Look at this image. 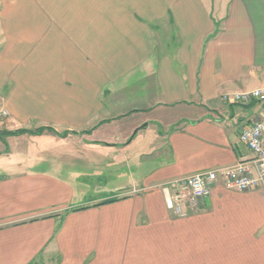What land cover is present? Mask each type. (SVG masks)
Instances as JSON below:
<instances>
[{"label":"crops","instance_id":"0c3cea01","mask_svg":"<svg viewBox=\"0 0 264 264\" xmlns=\"http://www.w3.org/2000/svg\"><path fill=\"white\" fill-rule=\"evenodd\" d=\"M262 86L264 0H0V264H264L263 189L161 186L251 165L264 104L221 97Z\"/></svg>","mask_w":264,"mask_h":264},{"label":"built area","instance_id":"2783aa9c","mask_svg":"<svg viewBox=\"0 0 264 264\" xmlns=\"http://www.w3.org/2000/svg\"><path fill=\"white\" fill-rule=\"evenodd\" d=\"M221 99L226 104H264V86L242 93L226 94ZM7 116V111L0 109V122ZM239 140L253 154L251 165L235 163L170 180L161 185L167 207L178 216H186L187 212L183 208L195 211L198 202L207 198L220 181L229 190H264V110L239 134Z\"/></svg>","mask_w":264,"mask_h":264},{"label":"rangeland","instance_id":"374dc122","mask_svg":"<svg viewBox=\"0 0 264 264\" xmlns=\"http://www.w3.org/2000/svg\"><path fill=\"white\" fill-rule=\"evenodd\" d=\"M56 152H60L58 149H56ZM67 159H63L62 161L65 163H69V161H66ZM69 163L68 165H70ZM66 165L64 167V175L66 176L67 171L70 172L72 175V185L74 190L78 194V200H86V196H94L95 194H99L105 191H112L117 186V181L114 179H109L107 182L105 181V184H101V182L98 181V178L96 175L100 173L99 171L96 172L94 168L89 167L87 170L84 168L83 165L79 163V167L76 169ZM65 166V165H64ZM94 169V170H90ZM81 177V178H80Z\"/></svg>","mask_w":264,"mask_h":264},{"label":"trees","instance_id":"16d2710c","mask_svg":"<svg viewBox=\"0 0 264 264\" xmlns=\"http://www.w3.org/2000/svg\"><path fill=\"white\" fill-rule=\"evenodd\" d=\"M43 131V129L39 130V131H35L33 133L35 134H40L41 132ZM29 131L28 130H16V131H12V132H5L4 134L5 135H9V136H17V135H21V134H25V133H28ZM32 133V132H31ZM113 201V200H112ZM108 202H111V201H108Z\"/></svg>","mask_w":264,"mask_h":264}]
</instances>
